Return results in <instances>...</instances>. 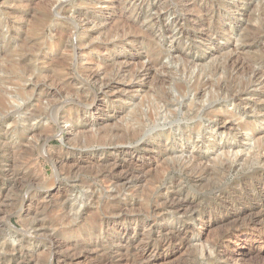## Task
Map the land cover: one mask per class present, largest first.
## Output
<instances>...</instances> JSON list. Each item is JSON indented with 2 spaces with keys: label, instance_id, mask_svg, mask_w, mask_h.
Returning <instances> with one entry per match:
<instances>
[{
  "label": "rangeland",
  "instance_id": "374dc122",
  "mask_svg": "<svg viewBox=\"0 0 264 264\" xmlns=\"http://www.w3.org/2000/svg\"><path fill=\"white\" fill-rule=\"evenodd\" d=\"M146 263L264 264V0H0V264Z\"/></svg>",
  "mask_w": 264,
  "mask_h": 264
},
{
  "label": "bare ground",
  "instance_id": "6f19581e",
  "mask_svg": "<svg viewBox=\"0 0 264 264\" xmlns=\"http://www.w3.org/2000/svg\"><path fill=\"white\" fill-rule=\"evenodd\" d=\"M176 23V22H175ZM163 80V79H162ZM181 89V88H180ZM180 91H182V90H180ZM25 94V93H24ZM20 97V96H19ZM212 97V96H211ZM5 98V97H4ZM134 112H136V111H134ZM35 114V113H34ZM147 118H149V117H147ZM133 120H135V119H133ZM144 120V119H143ZM142 121V120H141ZM141 121H140V123H141ZM147 121V120H146ZM137 122V121H136ZM139 122V121H138ZM142 123H143V121H142ZM144 124V123H143ZM142 125V124H141ZM145 126H143V128H144ZM150 127V126H149ZM229 127V126H228ZM197 128H199V127H197ZM34 129V128H33ZM24 130V129H23ZM39 132V131H38ZM18 134H20V133H18ZM38 134V133H37ZM36 135V134H35ZM34 135V136H35ZM35 138V137H34ZM9 147V146H8ZM7 149V148H6ZM128 175V174H127ZM133 175V174H132ZM110 182H111V180H110ZM108 184H110V183H108ZM113 184V183H112ZM173 203V202H172ZM119 207V206H118ZM115 208H117L116 206H115ZM114 208V209H115ZM118 209V208H117ZM121 209V208H120ZM123 210V209H122ZM118 211V210H117ZM121 211V210H120ZM113 212V211H112ZM110 213H111V209H110ZM118 214V213H117ZM121 215V214H120ZM112 216V215H111ZM121 219H122V217H121ZM124 219V218H123ZM262 231V230H261ZM164 243V242H163ZM161 244H162V242H161ZM169 244V243H168ZM159 245H160V243H159ZM163 245V244H162ZM167 246V245H166ZM152 254V253H151ZM141 256V255H140ZM147 264V263H146ZM151 264V263H150Z\"/></svg>",
  "mask_w": 264,
  "mask_h": 264
}]
</instances>
